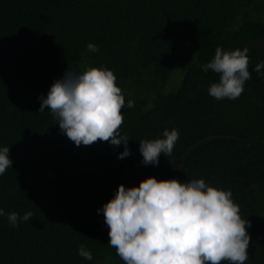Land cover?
Returning <instances> with one entry per match:
<instances>
[{
  "label": "trees",
  "instance_id": "trees-1",
  "mask_svg": "<svg viewBox=\"0 0 264 264\" xmlns=\"http://www.w3.org/2000/svg\"><path fill=\"white\" fill-rule=\"evenodd\" d=\"M218 46L249 48L251 79L235 100L208 92L219 75L202 65ZM261 61L264 0H0V147H10L13 162L0 175V208L33 212L19 227L0 216V264H125L98 209L120 184L178 179L177 163L200 141H264V78L253 71ZM68 65L114 72L126 103H135L121 109L131 155L118 158L124 145L107 141L76 146L50 109L39 112V97ZM165 126L180 133L172 154L144 165L139 141L160 138ZM181 173L232 191L251 221L245 264H264V147L213 142ZM82 243L92 260L78 254Z\"/></svg>",
  "mask_w": 264,
  "mask_h": 264
},
{
  "label": "clouds",
  "instance_id": "clouds-1",
  "mask_svg": "<svg viewBox=\"0 0 264 264\" xmlns=\"http://www.w3.org/2000/svg\"><path fill=\"white\" fill-rule=\"evenodd\" d=\"M87 50L99 51L89 42ZM249 48L225 50L218 46L213 59L202 65L219 75L212 83L209 95L217 100H235L251 79ZM264 78V61L253 68ZM114 72L105 67L76 70L69 65L63 76L50 86L47 95H41L39 112L50 109L57 119L60 131L76 146L107 141L113 146L124 145L118 154L123 159L131 155L129 138L121 135L124 115L122 108H133L126 103L122 89L116 84ZM180 133L165 126L161 137L139 141L144 165H158L159 157L173 152ZM10 147H0V175L12 167ZM230 189L212 186L204 179L180 182L176 178L147 177L138 185H118L114 196L98 209L109 227L108 244L116 249L125 264H245L249 259L251 221L242 218L240 207L233 200ZM11 227L29 221L32 211L23 216L0 208ZM78 254L86 260L93 253L83 243Z\"/></svg>",
  "mask_w": 264,
  "mask_h": 264
},
{
  "label": "water",
  "instance_id": "water-1",
  "mask_svg": "<svg viewBox=\"0 0 264 264\" xmlns=\"http://www.w3.org/2000/svg\"><path fill=\"white\" fill-rule=\"evenodd\" d=\"M220 141H231L243 145H258L264 147V141L256 140V139H242L239 137L234 136H219V137H211L208 139H205L203 141L198 142L196 145L191 147L189 151L186 152V154L182 157V159L177 163L176 170H177V177L181 182H185L181 169L182 166L186 163V161L189 159L190 155L195 152L197 149H199L202 146H205L207 144L213 143V142H220Z\"/></svg>",
  "mask_w": 264,
  "mask_h": 264
}]
</instances>
